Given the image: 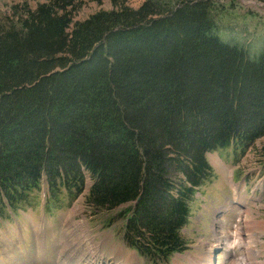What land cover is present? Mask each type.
<instances>
[{"label": "trees", "instance_id": "trees-1", "mask_svg": "<svg viewBox=\"0 0 264 264\" xmlns=\"http://www.w3.org/2000/svg\"><path fill=\"white\" fill-rule=\"evenodd\" d=\"M109 1L78 21L81 0H47L0 23V227L42 188L47 210L84 195L118 210L128 248L167 262L187 249L207 155L264 138V51L222 41L215 0Z\"/></svg>", "mask_w": 264, "mask_h": 264}, {"label": "rangeland", "instance_id": "rangeland-1", "mask_svg": "<svg viewBox=\"0 0 264 264\" xmlns=\"http://www.w3.org/2000/svg\"><path fill=\"white\" fill-rule=\"evenodd\" d=\"M46 1L0 0V23ZM81 1L73 21L112 9L109 0ZM143 2L125 0L124 5L135 9ZM212 15L223 42L242 46L251 59L264 51V0H215ZM262 147L264 138L243 155L232 148L207 155L213 178L196 192L181 230L187 249L167 262L152 263L125 245L124 224L114 219L118 210L94 212L84 195L69 204L60 199L53 205L62 207L47 210L42 188L30 197L33 210H19L13 222L2 223L0 264H85L80 240L93 245L90 256L118 264H264Z\"/></svg>", "mask_w": 264, "mask_h": 264}, {"label": "bare ground", "instance_id": "bare-ground-1", "mask_svg": "<svg viewBox=\"0 0 264 264\" xmlns=\"http://www.w3.org/2000/svg\"><path fill=\"white\" fill-rule=\"evenodd\" d=\"M80 227V226H79ZM80 244L82 246V258L85 261V264H118L117 262H112L111 259H106L104 257H100V256H90V254L87 253V251L89 250L90 247H92L93 245L91 244V242H89L88 240H84V244H83V240H80ZM77 250V249H76ZM90 251V250H89ZM116 258V257H115ZM113 259V258H112ZM132 259V258H131ZM81 264V263H80ZM210 264V263H209Z\"/></svg>", "mask_w": 264, "mask_h": 264}]
</instances>
